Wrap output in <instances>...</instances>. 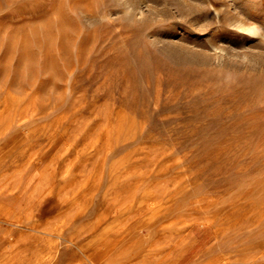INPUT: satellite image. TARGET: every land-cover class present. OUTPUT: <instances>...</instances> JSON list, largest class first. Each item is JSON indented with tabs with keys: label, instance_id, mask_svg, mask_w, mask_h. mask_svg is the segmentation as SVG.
<instances>
[{
	"label": "rangeland",
	"instance_id": "rangeland-1",
	"mask_svg": "<svg viewBox=\"0 0 264 264\" xmlns=\"http://www.w3.org/2000/svg\"><path fill=\"white\" fill-rule=\"evenodd\" d=\"M0 264H264V0H0Z\"/></svg>",
	"mask_w": 264,
	"mask_h": 264
},
{
	"label": "bare ground",
	"instance_id": "bare-ground-1",
	"mask_svg": "<svg viewBox=\"0 0 264 264\" xmlns=\"http://www.w3.org/2000/svg\"><path fill=\"white\" fill-rule=\"evenodd\" d=\"M75 193H76V192H75ZM67 201H68V200H67ZM63 202H64V201H63ZM63 204H64V207H65V203H63ZM67 205H68V204H67ZM69 205H70V204H69ZM61 207H63V206H61ZM64 207H63V208H64ZM139 207H140V206H139ZM63 208H62V209H63ZM60 209H61V208H60ZM107 209H108V208H107ZM109 209H111V208H109ZM103 212H104V211H103ZM105 212H106V211H105ZM107 212H108V211H107ZM82 213H83V212H82ZM101 214H102V213H101ZM60 215H61V214H60ZM103 215H104V214H103ZM75 217H77V216L75 215ZM76 220H77V219H76ZM72 221H73V220H72ZM75 237H76V236H75ZM95 256H96V255H95Z\"/></svg>",
	"mask_w": 264,
	"mask_h": 264
}]
</instances>
